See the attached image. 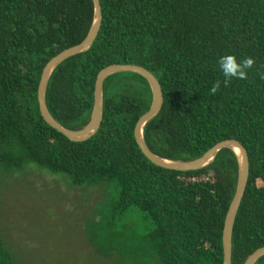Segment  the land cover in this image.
Returning <instances> with one entry per match:
<instances>
[{
	"label": "trees",
	"instance_id": "obj_1",
	"mask_svg": "<svg viewBox=\"0 0 264 264\" xmlns=\"http://www.w3.org/2000/svg\"><path fill=\"white\" fill-rule=\"evenodd\" d=\"M91 45L58 63L44 90L61 126L87 120L96 73L111 63L144 67L162 103L142 127L154 154L198 157L215 142L237 139L248 174L231 230L230 264L264 245V0H99ZM93 16L91 0H0V168L33 163L74 185L102 184L101 209L83 229L101 256L126 264H221V228L237 161L219 149L205 166L172 170L152 164L133 138L150 89L132 71L101 83V120L81 141L68 140L38 112L36 87L46 61L78 43ZM254 58L247 79H225L217 63ZM221 81L212 95L210 87ZM0 264H17L0 239ZM252 264H264V255Z\"/></svg>",
	"mask_w": 264,
	"mask_h": 264
},
{
	"label": "rangeland",
	"instance_id": "obj_2",
	"mask_svg": "<svg viewBox=\"0 0 264 264\" xmlns=\"http://www.w3.org/2000/svg\"><path fill=\"white\" fill-rule=\"evenodd\" d=\"M103 187L71 184L33 163L0 168V239L16 263L126 264L97 254L83 233Z\"/></svg>",
	"mask_w": 264,
	"mask_h": 264
},
{
	"label": "water",
	"instance_id": "obj_3",
	"mask_svg": "<svg viewBox=\"0 0 264 264\" xmlns=\"http://www.w3.org/2000/svg\"><path fill=\"white\" fill-rule=\"evenodd\" d=\"M93 8V16L90 27L85 34V36L76 44L66 47L51 56L46 63L43 65L37 87H36V101L39 115L42 120L49 125L51 128L55 129L68 140L71 141H81L90 137L98 128L101 120V83L102 80L115 72L120 71H132L141 75L147 82L150 89V102L147 110L143 112L135 121L133 126V138L138 146L140 152L143 156L148 159L152 164L172 170L186 171L194 170L207 165L215 153L226 147L235 155L237 161V170L235 185L233 189V194L225 210L222 228H221V251H222V263L230 264V251H231V230L236 213L238 203L240 201L241 195L245 188L247 174H248V159L245 148L242 144L234 138H225L215 142L212 146L206 149L201 155L195 158L187 160H170L160 157L154 154L145 145L142 139V127L143 125L151 119L159 110L162 103V93L160 85L155 78V76L142 66L130 64V63H111L101 69L95 75L92 90V104L85 123L74 129H69L61 126L48 112L45 100H44V90L47 82V78L52 71V69L64 59L85 51L92 43L95 38L100 21H101V10L99 0H91ZM237 151V152H236ZM264 255V245L257 247L251 253L247 255L242 264H252L258 257Z\"/></svg>",
	"mask_w": 264,
	"mask_h": 264
},
{
	"label": "clouds",
	"instance_id": "obj_4",
	"mask_svg": "<svg viewBox=\"0 0 264 264\" xmlns=\"http://www.w3.org/2000/svg\"><path fill=\"white\" fill-rule=\"evenodd\" d=\"M217 63L225 77L223 84L227 86L232 78L247 79V70L253 67L255 60L251 57H244L237 63L234 55H224L218 59ZM261 78L264 79V74L261 75ZM220 86L221 81H216L209 89L210 94L215 95L219 91Z\"/></svg>",
	"mask_w": 264,
	"mask_h": 264
},
{
	"label": "bare ground",
	"instance_id": "obj_5",
	"mask_svg": "<svg viewBox=\"0 0 264 264\" xmlns=\"http://www.w3.org/2000/svg\"><path fill=\"white\" fill-rule=\"evenodd\" d=\"M237 152V151H236Z\"/></svg>",
	"mask_w": 264,
	"mask_h": 264
}]
</instances>
